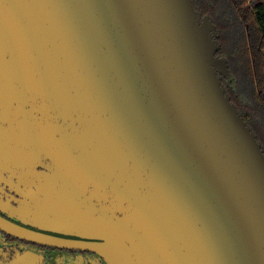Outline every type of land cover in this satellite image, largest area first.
I'll use <instances>...</instances> for the list:
<instances>
[{"label":"water","instance_id":"95a60500","mask_svg":"<svg viewBox=\"0 0 264 264\" xmlns=\"http://www.w3.org/2000/svg\"><path fill=\"white\" fill-rule=\"evenodd\" d=\"M194 2L0 0L9 212L95 242L1 232L106 264H264L263 147Z\"/></svg>","mask_w":264,"mask_h":264},{"label":"trees","instance_id":"16d2710c","mask_svg":"<svg viewBox=\"0 0 264 264\" xmlns=\"http://www.w3.org/2000/svg\"><path fill=\"white\" fill-rule=\"evenodd\" d=\"M194 3L217 26L221 44L217 56L229 63L223 83L264 151V0Z\"/></svg>","mask_w":264,"mask_h":264},{"label":"flooded vegetation","instance_id":"af4514ba","mask_svg":"<svg viewBox=\"0 0 264 264\" xmlns=\"http://www.w3.org/2000/svg\"><path fill=\"white\" fill-rule=\"evenodd\" d=\"M1 179L0 207L8 210L1 211L0 209L1 216L23 227L45 233L47 235L68 240L95 242L94 240L82 238L76 235H66L63 233L37 229L12 216L9 212L10 208L16 209L23 201L27 200V198L11 190L6 182ZM3 179H9L8 173L4 174ZM21 190L24 191L25 187L21 186ZM0 264H106V262L97 254L90 251L64 249L27 240H21L0 231Z\"/></svg>","mask_w":264,"mask_h":264}]
</instances>
